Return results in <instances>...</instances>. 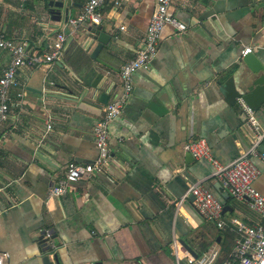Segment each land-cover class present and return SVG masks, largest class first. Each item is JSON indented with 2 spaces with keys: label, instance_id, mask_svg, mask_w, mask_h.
I'll return each mask as SVG.
<instances>
[{
  "label": "crops",
  "instance_id": "0c3cea01",
  "mask_svg": "<svg viewBox=\"0 0 264 264\" xmlns=\"http://www.w3.org/2000/svg\"><path fill=\"white\" fill-rule=\"evenodd\" d=\"M49 1L0 0L7 38L26 39L42 50L49 36L66 37L60 61L21 68L9 90V117L0 123L4 264H43L44 255L53 264H186L185 256L208 251L218 252V263L225 261L235 234L197 214L187 195L190 186L208 188L227 206L225 219L248 225L262 219L246 202L225 200L211 162L187 161L183 146L204 139L221 165L250 150L246 115L239 103L226 102L219 82L238 80L244 48L264 64V0H172L170 11L186 31L164 26L156 56L133 75L131 98L108 125L107 173L81 179L57 198L47 192L66 165L97 157L92 130L105 105L100 93L109 101L121 94L118 71L134 58L155 0L103 8L98 27L111 40L97 55L102 64L89 57L95 46L87 43L89 26L67 23L86 0H54L66 2L58 22L51 19ZM8 61L0 51V74ZM98 74L103 77L95 90L91 83ZM254 112L264 132V105ZM46 114L53 120L50 131ZM257 153L251 156L259 171L253 187L264 196V137ZM44 230L51 232L53 252L40 239Z\"/></svg>",
  "mask_w": 264,
  "mask_h": 264
},
{
  "label": "built area",
  "instance_id": "2783aa9c",
  "mask_svg": "<svg viewBox=\"0 0 264 264\" xmlns=\"http://www.w3.org/2000/svg\"><path fill=\"white\" fill-rule=\"evenodd\" d=\"M131 0H86L82 12L75 18H68L69 26L77 28L82 25L99 26L103 8L111 4L114 7L126 5ZM172 0H155L154 9L147 30L140 45L135 51L134 58L125 62L118 71V80L122 88L121 94L109 101L102 108L100 119L92 130L94 145L97 151L96 159L91 163L69 162L62 178L52 182L48 189V198H57L68 193L74 183L81 179L107 173L112 157L109 146L108 125L116 118L129 102L133 91V75L148 67L156 56L161 41L164 26L170 25L177 33L186 31V25L179 21L170 11ZM65 34L58 32L47 38L45 49H38L26 39H9L0 27V51L7 52L9 61L0 74V123L9 117V90L17 85L16 75L21 68H38L51 66L60 61L65 43ZM251 52L244 48L241 56ZM44 100L42 99V102ZM239 104L246 115V124L252 134L250 150L237 157L227 165H221L211 153L204 139H196L184 144L183 150L193 159H205L213 167L212 178L216 179L225 192L234 200L244 201L251 210L262 219L261 224L248 225L238 218H224L223 204L202 184L190 186L188 194L193 197V207L197 214L207 222L215 224L219 230H227L235 234L234 246L229 257L220 264H264V196L253 187V182L259 174L251 156H257V148L264 137L260 130L255 112L242 100ZM44 111L46 110L43 106ZM53 120L46 114V130L50 131ZM261 156V155H260ZM263 158V157H262ZM51 232L44 230L40 239L48 244L50 252L56 247L51 243ZM173 251H176L173 246ZM179 261L178 253L174 252ZM6 254H0V264H4ZM181 259V258H180ZM186 264H217L218 252L208 251L199 256L187 255Z\"/></svg>",
  "mask_w": 264,
  "mask_h": 264
},
{
  "label": "water",
  "instance_id": "95a60500",
  "mask_svg": "<svg viewBox=\"0 0 264 264\" xmlns=\"http://www.w3.org/2000/svg\"><path fill=\"white\" fill-rule=\"evenodd\" d=\"M65 1H54L50 0L48 2L49 14L51 19L54 21H60L62 16V10L65 8ZM65 11V9H64ZM87 43H95L91 53L90 59L97 60V55L100 51L108 45L111 40L110 36L101 31L98 26H89L86 29ZM99 64H102L97 60ZM243 69L239 75L238 80H234L232 77L227 78L224 82H219L223 91L225 92L226 102L230 105L239 103L242 100L251 110L258 111L264 105V64L260 63L254 54H246L241 60ZM102 74H98L91 87L95 90L99 89V83L102 79ZM223 83V84H222ZM109 101V96L106 92H101L99 96V102L106 104ZM187 161L192 158L190 154L186 156ZM220 187V186H219ZM225 200L229 195L225 192L222 195ZM189 199L193 201V197L189 196ZM227 206H223L222 213L227 211ZM183 246L189 250V248L182 243ZM55 258V256H54ZM43 264H53L50 261L48 255H44L42 258ZM55 263L57 261L55 259ZM99 264V263H98Z\"/></svg>",
  "mask_w": 264,
  "mask_h": 264
},
{
  "label": "trees",
  "instance_id": "16d2710c",
  "mask_svg": "<svg viewBox=\"0 0 264 264\" xmlns=\"http://www.w3.org/2000/svg\"><path fill=\"white\" fill-rule=\"evenodd\" d=\"M220 263H222V262H220ZM220 263L217 262V264H220Z\"/></svg>",
  "mask_w": 264,
  "mask_h": 264
}]
</instances>
